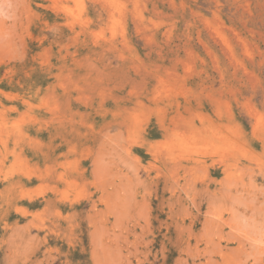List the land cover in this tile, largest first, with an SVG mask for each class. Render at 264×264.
Listing matches in <instances>:
<instances>
[{
	"label": "rangeland",
	"instance_id": "374dc122",
	"mask_svg": "<svg viewBox=\"0 0 264 264\" xmlns=\"http://www.w3.org/2000/svg\"><path fill=\"white\" fill-rule=\"evenodd\" d=\"M0 264H264V0H0Z\"/></svg>",
	"mask_w": 264,
	"mask_h": 264
},
{
	"label": "bare ground",
	"instance_id": "6f19581e",
	"mask_svg": "<svg viewBox=\"0 0 264 264\" xmlns=\"http://www.w3.org/2000/svg\"><path fill=\"white\" fill-rule=\"evenodd\" d=\"M213 32V31H212Z\"/></svg>",
	"mask_w": 264,
	"mask_h": 264
}]
</instances>
